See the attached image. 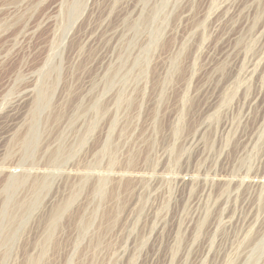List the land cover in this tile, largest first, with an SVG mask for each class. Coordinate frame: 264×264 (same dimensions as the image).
I'll return each instance as SVG.
<instances>
[{
	"label": "rangeland",
	"instance_id": "374dc122",
	"mask_svg": "<svg viewBox=\"0 0 264 264\" xmlns=\"http://www.w3.org/2000/svg\"><path fill=\"white\" fill-rule=\"evenodd\" d=\"M0 264H264V0H0Z\"/></svg>",
	"mask_w": 264,
	"mask_h": 264
},
{
	"label": "bare ground",
	"instance_id": "6f19581e",
	"mask_svg": "<svg viewBox=\"0 0 264 264\" xmlns=\"http://www.w3.org/2000/svg\"><path fill=\"white\" fill-rule=\"evenodd\" d=\"M55 213V212H54ZM53 215V214H52ZM34 261V260H33Z\"/></svg>",
	"mask_w": 264,
	"mask_h": 264
}]
</instances>
